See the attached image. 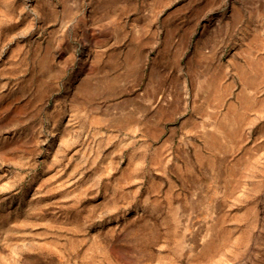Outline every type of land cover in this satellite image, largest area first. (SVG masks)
I'll list each match as a JSON object with an SVG mask.
<instances>
[{
	"label": "rangeland",
	"instance_id": "374dc122",
	"mask_svg": "<svg viewBox=\"0 0 264 264\" xmlns=\"http://www.w3.org/2000/svg\"><path fill=\"white\" fill-rule=\"evenodd\" d=\"M0 264H264V0H0Z\"/></svg>",
	"mask_w": 264,
	"mask_h": 264
},
{
	"label": "crops",
	"instance_id": "0c3cea01",
	"mask_svg": "<svg viewBox=\"0 0 264 264\" xmlns=\"http://www.w3.org/2000/svg\"><path fill=\"white\" fill-rule=\"evenodd\" d=\"M186 66H190V65H186ZM195 66H198V65H195ZM200 66H203V69L204 70H208V69H210L209 67V65H203V64H200ZM188 70L189 69H191V68H188V67H186ZM197 68V67H196ZM183 69H185V68H181V70H183ZM181 77H183V79L186 81L188 78H190V77H192L191 75H189V74H187V73H181ZM213 77H214V74L213 73H203V74H201L200 75V77L199 78H202L203 80H211V79H213ZM192 115L191 114H189V115H187L186 117H184V120L182 121V123H181V127H182V131L183 132H190L191 130H190V128H191V119H192Z\"/></svg>",
	"mask_w": 264,
	"mask_h": 264
},
{
	"label": "bare ground",
	"instance_id": "6f19581e",
	"mask_svg": "<svg viewBox=\"0 0 264 264\" xmlns=\"http://www.w3.org/2000/svg\"><path fill=\"white\" fill-rule=\"evenodd\" d=\"M241 72H242V71H241ZM240 74H241V73H240ZM243 76H244V75H243ZM244 77H245V76H244ZM242 80H243V79H242ZM243 81H244V80H243ZM246 82H247V81H246ZM248 82H250V81L248 80ZM244 84H245V83H244ZM247 84H248V83H247ZM247 84H245V85H247ZM249 84H251V82H250ZM250 86H251V89H252V88H253L252 85H250ZM248 87H249V86H248ZM242 91H243V90H242ZM242 94H244V93L242 92ZM246 95H247V94H246ZM246 95H245V97H246ZM242 96H243V95H242ZM239 97H240V95H239ZM247 98H248V97H247ZM247 98H246V100H247ZM240 99H241V98H240ZM244 99H245V98H244ZM248 100H249V99H248ZM241 102H242V100H241ZM243 102H244V105H243V103H242L243 107H244V106L246 107V106L250 105V102H251V101H250V102H246V101L243 100ZM245 103H246V104H245ZM247 103H249V104H247ZM251 103H252V102H251ZM242 105H241V106H242ZM246 108H247V107H246ZM209 241H211V240H209ZM214 241H215V240H214ZM212 245H213V244H212ZM212 245H211V246H212ZM205 247H206V246H205ZM207 247H208V246H207ZM203 249H204V248H203ZM205 249H206V248H205ZM211 251H212V250H211ZM207 252H208V251H207ZM209 252H210V251H209ZM209 252H208V254H209ZM204 253H205V252H204ZM205 254H206V253H205Z\"/></svg>",
	"mask_w": 264,
	"mask_h": 264
}]
</instances>
